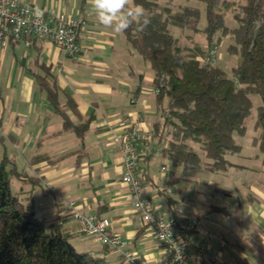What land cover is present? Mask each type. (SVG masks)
<instances>
[{"label":"crops","instance_id":"crops-1","mask_svg":"<svg viewBox=\"0 0 264 264\" xmlns=\"http://www.w3.org/2000/svg\"><path fill=\"white\" fill-rule=\"evenodd\" d=\"M23 1L83 20L78 36L82 51L76 58L66 56L49 39L0 48V140L5 144V137L11 152L20 149L24 159V169L14 175L30 185L24 189V206L31 207L46 228L57 223L77 251H90L110 264H169L167 250L155 230L145 225L132 205L129 187L121 181V151L113 141L126 124L152 132L161 122L153 70L124 33L98 22L89 0ZM155 1L175 9L189 0ZM42 81L56 89L58 105L70 121L87 122L82 137L63 130L64 117L53 108ZM166 104L163 98L161 105ZM156 143L143 144L148 154L140 161V174L160 214L201 220L203 229L192 233L189 243L190 261L209 264L207 254L198 251L206 230L214 236L207 253L216 254L221 264H264V183L244 178L243 204L230 185L219 183L216 173L244 164L226 158L229 164L223 171L202 166L182 175L180 167L168 168L164 161L151 165L158 154L165 157L159 144L153 148ZM4 157L8 159L5 152L1 160ZM260 164L261 171L262 159ZM179 181L180 189H174ZM189 182L202 186L189 190ZM219 193L224 197L219 199ZM211 206L222 209L211 211ZM89 214L110 221V232L127 242L129 257L81 232V216Z\"/></svg>","mask_w":264,"mask_h":264},{"label":"trees","instance_id":"trees-1","mask_svg":"<svg viewBox=\"0 0 264 264\" xmlns=\"http://www.w3.org/2000/svg\"><path fill=\"white\" fill-rule=\"evenodd\" d=\"M202 1L204 26L200 25L198 7L185 5L174 9L171 5L161 6L155 0H134L135 5L143 7L150 23L145 26L141 20L123 33L150 65L154 73L153 86L159 89L156 96L161 107V122L152 130L154 140L161 145L159 151L172 166L181 168L182 175L202 166L211 171H223L229 164L225 155L240 151L241 145L234 134H245V119L252 107L249 94L256 93L261 103L257 106L254 123L259 133L253 143L258 145L264 165V0ZM230 10L237 22L233 27L225 24V15ZM170 26L202 33L206 45L195 42L190 36L191 43L182 46L179 38L170 32ZM226 36L232 39L228 52L239 58L231 76L217 61L204 64L200 61ZM36 39L33 38L31 44ZM40 86L53 108L63 115V130L82 137L87 122L70 121L58 105L56 89L44 81ZM163 98L167 99L166 106L161 105ZM195 145L202 150L203 158ZM4 159L0 162V264H110L90 251H77L60 232L57 223L46 228L33 209L24 206L12 193L10 178L17 172L14 168L7 170ZM219 209L222 208L211 206L209 210ZM192 233L191 229L181 232L188 247ZM199 244L200 255L207 254L209 264H213L209 250L203 248L204 241ZM188 262L194 263L189 255Z\"/></svg>","mask_w":264,"mask_h":264},{"label":"built area","instance_id":"built-area-1","mask_svg":"<svg viewBox=\"0 0 264 264\" xmlns=\"http://www.w3.org/2000/svg\"><path fill=\"white\" fill-rule=\"evenodd\" d=\"M83 20L73 18L61 11L47 12L29 1L0 0V48L22 42L25 46L31 44L33 38L49 39L55 43L64 54L70 58L80 55L82 47L78 36ZM217 47L212 46L205 56L200 58L202 64L216 63ZM154 93L159 89L154 88ZM134 99H131L133 102ZM125 122V121H124ZM123 122V123H124ZM154 140L152 132H144L138 124H126L113 141L121 150V181L129 187L130 199L135 210L141 215L146 226L155 230L157 240L168 252L169 264H190L188 262L187 241L181 235L184 230L200 231L202 223L196 217L165 216L158 212L147 195L144 186V176L140 174V161L148 151L143 144ZM157 145L154 144L153 148ZM161 148V145H158ZM165 168L162 167V170ZM81 232L92 238L96 243L108 246L125 257L129 253L124 250L126 241L116 233L110 232V221L97 218L93 214L82 215ZM204 249L210 250L213 234L203 230ZM213 264H219L216 254L210 255Z\"/></svg>","mask_w":264,"mask_h":264},{"label":"rangeland","instance_id":"rangeland-1","mask_svg":"<svg viewBox=\"0 0 264 264\" xmlns=\"http://www.w3.org/2000/svg\"><path fill=\"white\" fill-rule=\"evenodd\" d=\"M188 5L196 6L200 9L201 16H200V25L203 26L205 24V12H204V3L202 0H189L188 2H185ZM236 20L233 17L232 11H228L225 15V24L229 27H233L236 25ZM170 32L175 36L178 37L180 40V44L182 46L189 45L190 44V36H192L193 40L195 42L199 43H205L204 36L197 32L192 33L188 29L180 28L177 26H170ZM232 43V39L229 36L223 37L219 44L217 45V63L225 70L228 76H231L232 68L235 67L238 64L239 58L237 54H233L228 52L227 47L228 45ZM149 68V67H148ZM249 97L252 101V107L250 110L249 115L245 119V125H246V132L244 135H237L234 134L235 140L240 143L241 148L239 152L233 153V154H226V158L229 159L232 163L237 164H244V168L239 169H232L227 171V173H216V175L219 183L230 185V188L233 190V192L239 196V199L241 200V203L246 202V194H245V186L241 185L242 180L246 177H252L255 179L256 183L257 181H262L264 183V171H260V162L262 159V153L259 150V147L257 144L253 143V138L258 135V131L254 127L255 123V117H256V109L257 106L261 103V98L256 93H250ZM1 135V133H0ZM1 137V136H0ZM3 142L5 144H2L0 140V162H1V156L3 155V152L6 153L8 156V159H4L3 164L4 167L8 170L10 168H14L17 171H22L24 169V159L20 155V149L13 150V153L11 152V149L6 145L7 139L3 137ZM195 150L199 153L200 156L203 158L202 150L199 148L198 145H195ZM121 151V150H120ZM158 154V153H157ZM159 156L151 162V165L155 162L158 164V166L161 163H158V161H164L165 166L168 168L174 169L175 167L172 166L170 161L166 157H162L160 154ZM256 155H259V159L256 157ZM205 159V158H204ZM156 164V165H157ZM231 167V166H230ZM202 168V167H201ZM200 168V169H201ZM29 167L27 170V173H30ZM179 170V169H178ZM237 180V181H236ZM182 185V181H179V183H175L173 185L174 189L177 188V190L180 189ZM200 185L202 186V183L200 182L199 185H196L193 182H189L187 184L189 190L196 188H200ZM184 186V185H183ZM29 184H24V180H22L19 177L11 176L10 178V189L12 193H16V195L23 201L24 203V189L29 188ZM195 188V189H196ZM38 189V188H36ZM219 199L223 198L224 195L219 193L218 195Z\"/></svg>","mask_w":264,"mask_h":264},{"label":"clouds","instance_id":"clouds-1","mask_svg":"<svg viewBox=\"0 0 264 264\" xmlns=\"http://www.w3.org/2000/svg\"><path fill=\"white\" fill-rule=\"evenodd\" d=\"M98 22L116 33L127 31L133 23L141 22L147 26L150 18L145 15L142 6L134 0H89Z\"/></svg>","mask_w":264,"mask_h":264}]
</instances>
